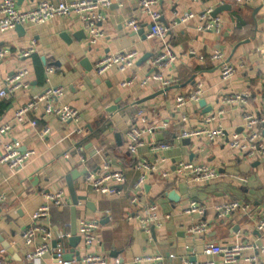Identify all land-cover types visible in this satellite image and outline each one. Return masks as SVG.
Wrapping results in <instances>:
<instances>
[{"label":"crops","instance_id":"1","mask_svg":"<svg viewBox=\"0 0 264 264\" xmlns=\"http://www.w3.org/2000/svg\"><path fill=\"white\" fill-rule=\"evenodd\" d=\"M39 1L17 0V7L26 10ZM221 5L228 7L218 13L223 21L220 36L198 31L196 19L177 22L187 10L197 13L207 6L215 10ZM156 8L161 13V23L168 28V48L175 56V61L159 72L175 82L168 86L171 87L168 91L146 100L162 90L159 82L152 80L141 85L152 71L150 59L159 49V43L156 39L146 38L149 19L137 8L136 0H126L121 7L112 4L101 10L106 16L98 24L102 37L93 45L88 44L87 33L76 13L28 26L23 33L15 30L0 33V48L7 53L0 59V88L5 76L24 68L29 72L30 82L27 90L16 92L12 98L0 99V123L9 122L18 106L56 85L64 87L58 103L73 106L80 114L78 122L62 124L45 115L40 108L27 114L28 120H36V126L15 122L10 132L0 139V154L3 143L9 140H16L21 151L34 150L31 159L15 170L0 164V192L6 195V201L0 204V264H35L25 260V254L33 251L35 245H25L21 234L33 222V214L43 202V192L52 187L61 188L69 197L66 176L74 170L79 173L77 194L86 196V201L77 205L76 234L79 218H94L99 226V242L90 248H84L80 242L76 246L75 251H79L80 256L92 251L107 257L108 264H115L116 260L132 264L135 256L146 254H160L172 264H183V259L200 264H224L217 255L203 254L206 242L260 244L264 232L257 230L256 225L264 215V171L259 161L235 152L225 142L182 139L179 133L183 128L199 126L205 115L216 113L219 98L230 92L244 93V108L262 114L264 51L260 48L264 46V0L245 4H237L234 0H158ZM132 16L138 18L140 29L137 33L126 25ZM81 30L83 35L74 36ZM64 34L68 40L62 36ZM32 39L35 40L34 53L27 58H17L16 54L26 49ZM217 47L237 65L229 80H222L209 60L210 52ZM131 49L136 50L138 56L128 72L111 69L100 77L95 75L93 64L97 58ZM199 56L204 60L200 61ZM47 67H53V72L46 74ZM128 79L130 84L121 86V82ZM198 80L203 83L201 100L204 105L186 102L176 108L175 97L186 94ZM112 106H116L115 109L106 112ZM241 109L236 106L226 108L209 127L220 123L228 131H241ZM182 116L186 118L183 122L180 121ZM141 117L147 119L146 124L153 127V132L143 135L136 154H131L124 148L126 131ZM78 125L85 128L81 137L74 133ZM45 126L50 132L41 137L40 131ZM263 130L264 126L261 131L264 140ZM160 143L171 147L163 151L153 149ZM65 153L69 158L63 157ZM160 156L168 160L161 169L169 171V176L164 178L159 171L149 172L142 199L151 198L156 202L159 214L169 213L171 217L164 226L154 228L147 236L135 220H127L125 216L139 210L129 201L133 185L141 174L136 162L154 163ZM106 159L111 161L113 169L124 174L118 195H99L83 186L84 174L98 169ZM179 159L205 163L217 170V177L204 182L176 179L173 164ZM171 191L177 194V200L169 197ZM225 200L245 201L251 204V209L218 220L213 206ZM87 201L92 203L93 209L87 206ZM191 201L206 208L203 217L185 213ZM202 219L209 224L208 232L189 234L187 228ZM48 223L65 228L71 235L70 205L51 208ZM53 242H50L51 246ZM39 243L40 240H36V244ZM63 245L64 254H70L68 238ZM168 254L175 257L169 260ZM245 255L255 256L256 260L240 258L229 264H264V254L247 250ZM73 258H76L75 254ZM38 263L54 264L49 254L42 256Z\"/></svg>","mask_w":264,"mask_h":264},{"label":"built area","instance_id":"2","mask_svg":"<svg viewBox=\"0 0 264 264\" xmlns=\"http://www.w3.org/2000/svg\"><path fill=\"white\" fill-rule=\"evenodd\" d=\"M126 0H58L56 3L52 0H41L33 7L21 10L17 7V0H0V33L15 30L20 25L23 28L28 26L41 25L55 18H64L71 13L79 15L83 29L87 33L89 45L96 44L102 37L98 24L106 19L101 12L102 9L110 7L112 4L122 6ZM237 4H245L252 0H234ZM137 8L144 13L148 19V29L146 38L156 39L159 43V49L150 59L152 71L141 81V85H146L150 80L159 82L160 88L164 89L174 84L175 80L169 77H163L159 72L161 69L171 65L175 61V56L168 48V28L161 23V13L156 8L158 0H136ZM214 8L207 6L200 12L187 10L177 18L178 23H186L196 19L198 21L196 29L198 31L210 32L220 36L223 30V21L220 15H213ZM137 17H129L126 25L132 32L137 33L140 29ZM35 51V40L32 39L29 46L16 54L17 58H27ZM264 51V46L260 48ZM194 53V52H192ZM6 51L0 48V59L6 56ZM138 52L134 49L119 51L112 54H104L97 58L93 64V71L96 76H102L111 69H116L120 73L128 72L134 65ZM203 61V56H199ZM209 60L216 66L219 76L222 80H229L236 71V66L230 62L227 53L220 48H214L209 54ZM241 66V65H239ZM53 67L46 68V74L52 73ZM29 72L27 69L17 70L4 77L2 87L0 88V99L12 98L16 92L27 90L30 82L28 80ZM264 81V78H263ZM130 84V79L123 80L121 86ZM64 94V87L60 85L50 86L43 90L36 97L27 100L18 106L9 122L0 123V139L8 134L16 123L28 122L31 127L36 126L35 119L28 120L27 114L37 112L42 108L47 116L54 117L60 123L66 124L78 122L80 119L79 110L70 105L58 103ZM203 94V83L198 80L186 94H180L175 97V106L180 108L186 102L197 103L201 100ZM264 95V86H263ZM246 95L242 92H230L221 95L218 101L219 108L216 113L205 115L203 122L197 127L183 128L179 133V138L196 139L205 138L209 142H225L226 145L251 159L258 160L264 171V140L261 131L264 126V115L252 110L245 109ZM240 107L242 126L241 131H228L220 123L210 128L209 125L219 116L225 113L229 107ZM244 108V109H243ZM182 116L180 121H185ZM146 118H137L136 122L126 131L125 150L131 154H136L138 146L142 144V137L145 134H151L153 127L146 124ZM50 132V128L45 126L40 131L43 137ZM85 132L82 125L74 129L76 136L81 137ZM171 146L166 143H160L153 146L156 150H167ZM0 154V164L6 165L9 169L15 170L26 163L34 155V150H19L16 140L5 141L2 145ZM63 157L69 158L65 153ZM82 161V159H81ZM167 158L160 156L153 162L140 160L136 162V168L141 171L140 176L133 185L132 194L129 201L132 205L139 208L136 213H127V220H135L140 226L142 232L150 236L152 229L160 228L170 219L169 213H158V207L155 201L144 196V185L146 175L149 172L159 171L162 177L169 176V171L161 169V165L167 163ZM173 174L176 179L193 180L196 182L210 181L217 177V170L205 163H199L192 160L179 159L173 164ZM125 180L124 174L119 169H113L111 161L106 159L103 164L96 170L88 171L83 176V186L93 193L99 195H118L121 190L118 188ZM43 202L33 214V222L28 225L21 234V239L25 245H35L33 251L25 254V260L35 264L45 254L50 255L54 264H108L107 257L87 251L80 259L65 260L63 241L71 235L65 228L51 226L48 223L50 210L53 207L61 208L69 205V197L65 190L61 188H50L42 193ZM6 201V195L0 192V204ZM251 209V204L239 200H225L213 206V213L216 219L223 220L233 213H247ZM185 213L197 214L203 217L206 214V208L197 205L194 201L189 202L185 208ZM69 224H66L68 226ZM257 230L264 232V215L258 221ZM98 221L94 218H79L77 220V235L80 243L84 248H90L97 242ZM209 224L205 220H199L187 228L189 234H206ZM40 240L36 244V240ZM56 241L54 246L50 245L51 241ZM252 250L256 253L264 254V233L261 237L260 244L236 242L232 244H219L213 241L206 242L203 246L204 255H217L224 264L234 263L240 258L247 261H255V256H246L245 252ZM174 254H168L169 260L173 259ZM132 264H172L167 262L166 257L160 254H146L135 256ZM183 264H200L196 261L183 259ZM115 264H119L116 260ZM210 264V263H202Z\"/></svg>","mask_w":264,"mask_h":264},{"label":"water","instance_id":"3","mask_svg":"<svg viewBox=\"0 0 264 264\" xmlns=\"http://www.w3.org/2000/svg\"><path fill=\"white\" fill-rule=\"evenodd\" d=\"M21 1V0H18ZM227 5H221L217 8H215L213 15H217L222 9H227ZM15 31L19 32V33H23L24 32V28L20 25L15 27ZM83 35V31H79L77 32L74 36L79 37ZM66 40H68V36L66 34L62 35ZM247 41V40H246ZM242 43V42H240ZM238 44L235 45L231 51V55L235 52L236 48H237ZM230 55V57H231ZM229 59V58H228ZM85 63V60H84ZM193 77L189 80L192 81ZM188 81V82H189ZM171 87H166L164 89H162L161 91L155 93L154 95L148 96L146 97L144 100L152 98L158 94L164 93L166 91H168ZM199 104L201 106L204 105V100H200ZM116 106H112L111 108H108L106 110V112H110L111 110H114ZM262 114L264 115V103L262 104ZM264 133V130H263ZM117 138H119V136L116 135ZM79 177V173L77 172V170H74L73 172H71L69 175L66 176V184H67V189H68V193H69V205H70V222H71V236L68 238V242L69 245L71 247V253H65L63 254L62 258L65 260H70L72 259V256L75 254L76 255V259H80V254L79 251H75L76 246L78 245L80 238L79 236L76 234V218H77V205L79 204L80 201H86V196L85 195H78L77 194V190L79 189V183L77 182V178ZM169 197L172 200H177V194H175L174 191H171L169 193ZM87 206L92 208V203L90 201L86 202ZM153 231V229H152ZM56 241L53 242V246L55 245ZM119 264H123L122 260L118 261Z\"/></svg>","mask_w":264,"mask_h":264},{"label":"trees","instance_id":"4","mask_svg":"<svg viewBox=\"0 0 264 264\" xmlns=\"http://www.w3.org/2000/svg\"><path fill=\"white\" fill-rule=\"evenodd\" d=\"M5 107V106H4Z\"/></svg>","mask_w":264,"mask_h":264}]
</instances>
